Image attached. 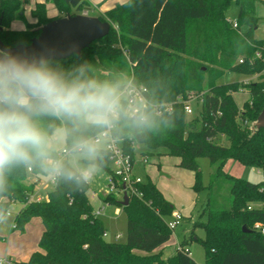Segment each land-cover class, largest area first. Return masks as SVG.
I'll return each mask as SVG.
<instances>
[{
	"label": "trees",
	"instance_id": "trees-1",
	"mask_svg": "<svg viewBox=\"0 0 264 264\" xmlns=\"http://www.w3.org/2000/svg\"><path fill=\"white\" fill-rule=\"evenodd\" d=\"M25 1L0 0V40L8 47L29 43L45 23L58 18L46 15L47 2L66 15L87 7L94 10L91 0L35 2L30 15L36 20L12 29L14 19L24 20ZM232 1L237 7L235 27L226 17ZM260 4L264 0H126L96 15L109 22V32L82 49L80 56L50 60L53 70L68 76L78 75L83 66L90 78L130 79L147 88L146 99L155 111L170 106L159 113L158 130L119 137L132 158L135 142L162 149L158 155L173 156L178 167L193 172L196 192L202 187L197 159L207 157L213 171L191 234L163 257L173 205L149 177L133 185L126 205L112 193L101 197L118 204L126 218L125 240L108 241L103 221L93 213L88 183L57 179L45 197L36 200L35 184L44 170L39 165L16 166L0 189V217L18 202L22 207L11 231L24 232L33 217L40 218L43 231L38 250L11 264H199L190 254L191 240L203 246L204 264H264V237L253 228L256 222L264 224V184L224 170L232 159L264 172V127L255 126L264 106V39L254 35ZM226 70L255 80L218 83ZM238 91L248 94L240 107L233 96ZM191 100L198 109L188 116L184 104ZM41 122L61 124L54 118ZM109 164L106 150L100 166L108 174ZM196 227L202 236L194 232Z\"/></svg>",
	"mask_w": 264,
	"mask_h": 264
},
{
	"label": "clouds",
	"instance_id": "clouds-1",
	"mask_svg": "<svg viewBox=\"0 0 264 264\" xmlns=\"http://www.w3.org/2000/svg\"><path fill=\"white\" fill-rule=\"evenodd\" d=\"M159 115L150 102L137 100L130 79L90 78L83 66L68 76L46 57L0 51V189L19 165L90 183L115 139L158 130ZM43 118L61 124H42Z\"/></svg>",
	"mask_w": 264,
	"mask_h": 264
},
{
	"label": "rangeland",
	"instance_id": "rangeland-1",
	"mask_svg": "<svg viewBox=\"0 0 264 264\" xmlns=\"http://www.w3.org/2000/svg\"><path fill=\"white\" fill-rule=\"evenodd\" d=\"M44 0H26L22 6L23 19H14L11 23L12 29H23L25 24L23 21H35L36 19L30 15V10L34 6L35 2ZM118 0H91L90 4L94 7L91 10L90 7L83 8L80 13H86L90 16H96L103 14L105 8L113 5ZM121 1V0H120ZM237 7L232 1L226 11V17L229 21L233 22L236 17ZM258 14L260 16V21L258 28L255 30L254 35L258 39H264V4L258 6ZM46 15L48 17H62L65 16L63 12H59L52 5L51 2H47ZM193 34L192 31H190ZM255 80L254 76H246L241 73L226 70L223 72L220 78H218V83H229L234 81L242 80ZM234 99L236 104L240 107L243 101L248 97L246 92L238 91L234 93ZM192 113L188 116L195 115L197 113V107L194 100L189 103ZM227 142V141H226ZM135 150V158L137 162L144 154L148 156V163L144 166L138 165L137 172L140 174L142 179L150 177L153 181L157 183L159 188L162 190L165 198L173 205V211L168 220H172V216L175 213H180L183 218L179 221L174 229H171L170 238L163 245L162 256L167 257L171 255L175 249V246L183 240V238L189 237L192 230V223L198 218V211L201 205L204 203L207 196L206 185L209 182L212 168L209 165V160L205 156H201L197 159L198 166L200 169V184L202 187L196 192L194 191L193 185V172L187 169L180 168L176 165L177 158L169 155H158V153L163 151L162 149L153 150L149 149L145 144L133 143ZM160 166L158 167V161ZM112 170V165L109 164ZM224 170L235 177H240L247 179L252 182H261L262 174L258 172L255 168L243 166L240 163L229 159L224 165ZM50 175L44 171L39 178V181L35 184V194L34 197L46 195V192L53 188V185L49 183ZM108 173L107 171L99 166V170L92 178L91 182L88 183V197L93 209L98 208L103 203L99 197L104 196L109 193V188L107 186ZM33 179H30L32 181ZM39 191V193L37 192ZM94 192L99 197H92L91 193ZM115 199L119 200L121 195L116 191L112 192ZM21 207V204L14 202L9 206L8 211L0 220V260L7 259H21L24 257L27 251H32L38 249V239L41 235L37 224L34 221H29L26 225L24 233L18 230L11 231V223L14 215ZM118 210V213H115ZM191 215V217H189ZM101 220L106 228L105 238L108 241H124L125 240V229H126V218L125 213L122 208L116 203H110L105 205L102 215H100ZM204 220V216L201 218ZM41 221V220H40ZM39 223V221H37ZM42 223V222H41ZM194 232L198 236L203 235V231L196 227ZM119 234V238L115 239V235ZM188 248L192 257L199 264H204V249L203 246L196 240H191L188 244Z\"/></svg>",
	"mask_w": 264,
	"mask_h": 264
},
{
	"label": "water",
	"instance_id": "water-1",
	"mask_svg": "<svg viewBox=\"0 0 264 264\" xmlns=\"http://www.w3.org/2000/svg\"><path fill=\"white\" fill-rule=\"evenodd\" d=\"M109 29V22L101 20L98 16L67 14L45 23L27 44L8 47L0 40V51L27 54L32 58L46 57L49 61L64 59L72 54L80 56L82 49L105 36ZM255 126L264 127V106L256 118ZM120 202L126 205L128 196L124 194ZM242 229L248 231L245 226Z\"/></svg>",
	"mask_w": 264,
	"mask_h": 264
},
{
	"label": "built area",
	"instance_id": "built-area-1",
	"mask_svg": "<svg viewBox=\"0 0 264 264\" xmlns=\"http://www.w3.org/2000/svg\"><path fill=\"white\" fill-rule=\"evenodd\" d=\"M86 14V13H82ZM232 25L235 27L236 22L233 21ZM136 89H137V100H140L141 98L146 99L145 94L148 92L147 88L143 85L140 84H135ZM191 101H187L184 104V111L186 115H190L192 113V109L189 105ZM169 110L170 106L167 104L163 108H158L156 112L161 113L162 110ZM120 138L115 139L110 146L107 148V154L108 158L110 160V163L112 165V170L111 173L108 174L107 181H108V188H109V193H112L113 191H116L118 194L121 195V198L119 199L120 201L123 198V195L126 194L128 196L129 193L133 191V185L136 183H139L142 181L141 176L136 174L134 172V167H135V161L134 158H132L128 153L124 152L122 149V146L120 144ZM141 161L143 164L148 162V156L143 155L141 158ZM30 170V168H28ZM258 172H261L260 170H257ZM262 174V183L264 184V172H261ZM56 178L49 177V183L54 185L56 183ZM39 181V180H38ZM107 193V194H109ZM141 195V193H139ZM92 197H98L94 192L91 193ZM36 200L42 199L41 196L34 197ZM101 200V199H100ZM103 204L99 206L96 209H93V213L97 216L102 215L103 210L105 205L109 204L106 202L101 201ZM250 208V207H248ZM115 213H118V210H116ZM182 219V215L180 213H175L172 216V220L168 221L167 225L170 229H174L176 225L179 223V221ZM253 228L257 231L260 232V234L264 237V224L256 222L253 225ZM105 235V234H104ZM119 234L115 235V239L119 238ZM11 259H5V260H0V264H11Z\"/></svg>",
	"mask_w": 264,
	"mask_h": 264
},
{
	"label": "crops",
	"instance_id": "crops-1",
	"mask_svg": "<svg viewBox=\"0 0 264 264\" xmlns=\"http://www.w3.org/2000/svg\"><path fill=\"white\" fill-rule=\"evenodd\" d=\"M126 0H118L116 3H123V2H125ZM39 2H41V1H39ZM115 3V4H116ZM114 5V4H113ZM113 5H110V6H108L107 8H109V7H111V6H113ZM46 6H47V3H46ZM94 7H96L95 5H94ZM107 8H105V9H107ZM134 161H135V167H134V172L136 173V174H138L139 176H140V174L137 172V167H138V165H140V166H144L145 164H147V163H145V164H143L142 163V161H141V158L139 159V161L137 162V159L135 158V156H134ZM158 161V160H157ZM175 163H177V160H176V162ZM160 166V162L158 161V167ZM142 178V177H141ZM150 178V177H149ZM151 179V178H150ZM151 181L152 182H154L156 185H157V183L155 182V181H153L152 179H151ZM158 186V185H157ZM158 188H159V186H158ZM160 189V188H159ZM35 190H36V188H35ZM161 190V189H160ZM162 191V190H161ZM38 193H39V191H37ZM47 193V192H46ZM163 193V192H162ZM40 194V193H39ZM41 195V197L42 198H44L45 196H43L42 194H40ZM99 197V196H98ZM99 199H101V197H99ZM22 207V206H21ZM20 207V208H21ZM19 208V209H20ZM182 215V214H181ZM189 217H191V215L189 216ZM182 218H183V215H182ZM29 221H34L36 224H37V227H38V229L40 230V233H42V231H43V225H42V223H41V221H40V218H38V217H33V218H31ZM29 221L26 223V225L29 223ZM37 221H39V223L37 222ZM25 225V227H24V232H25V229H26V226ZM11 226H12V223H11ZM10 230H11V227H10ZM24 232H22V233H24ZM2 237V235L0 234V238ZM40 237V236H39ZM39 240V239H38ZM162 248H163V246H162ZM35 250H38V249H35ZM35 250H32V251H27V253H25V255H24V257H22L21 259H12V260H16V261H24V260H27L28 259V257H29V255L33 252V251H35ZM191 254V253H190ZM192 256V255H191Z\"/></svg>",
	"mask_w": 264,
	"mask_h": 264
}]
</instances>
